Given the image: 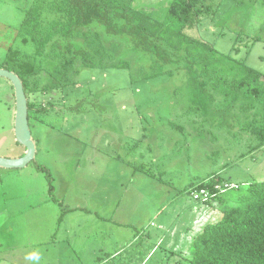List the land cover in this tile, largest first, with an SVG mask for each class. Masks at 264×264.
I'll use <instances>...</instances> for the list:
<instances>
[{
    "label": "rangeland",
    "instance_id": "1",
    "mask_svg": "<svg viewBox=\"0 0 264 264\" xmlns=\"http://www.w3.org/2000/svg\"><path fill=\"white\" fill-rule=\"evenodd\" d=\"M173 1L133 7L163 21ZM31 2L0 0V64L11 47L32 52L15 42ZM213 3L217 14L186 32L264 74V1ZM92 28L130 66L79 67L77 85L31 95L49 110L40 116L46 124L31 128L35 160L0 171V262L33 264L27 257L35 251L39 264H192L191 242L222 214L189 187L214 174L242 185L264 181V150L249 155L254 141L214 112L218 102H194L184 72L133 83L152 55L132 49L127 36ZM46 77L38 76L40 88ZM13 93L0 78V157L24 153L7 103Z\"/></svg>",
    "mask_w": 264,
    "mask_h": 264
},
{
    "label": "trees",
    "instance_id": "2",
    "mask_svg": "<svg viewBox=\"0 0 264 264\" xmlns=\"http://www.w3.org/2000/svg\"><path fill=\"white\" fill-rule=\"evenodd\" d=\"M218 9L213 0H174L160 21L134 8L133 0H32L15 42L32 45L33 50L9 48L0 67L21 78L30 127L46 124L40 116L49 109L30 101L31 95L77 85L79 67L130 66L126 59L117 60L115 52L103 44L102 35L93 31L98 24L108 35L127 36L132 49L152 55L148 71L131 74L133 83L184 72L193 85L194 102H218L214 112L224 120L229 117L251 137L254 144L249 155H253L264 150V74L186 32L214 17ZM76 40L83 43L77 45ZM42 73L47 77L40 88ZM136 170L150 174L144 167ZM50 184L54 192L52 177ZM201 188L212 193L205 203L222 217L204 225L191 242L187 259L192 264H264V181L242 185L214 174L188 190Z\"/></svg>",
    "mask_w": 264,
    "mask_h": 264
},
{
    "label": "water",
    "instance_id": "3",
    "mask_svg": "<svg viewBox=\"0 0 264 264\" xmlns=\"http://www.w3.org/2000/svg\"><path fill=\"white\" fill-rule=\"evenodd\" d=\"M0 78L8 80L14 88L16 102L14 136L16 142L25 148V153L21 157H0V168L8 170L26 168L35 160L37 154V145L29 123L28 98L23 82L16 73L0 68Z\"/></svg>",
    "mask_w": 264,
    "mask_h": 264
},
{
    "label": "built area",
    "instance_id": "4",
    "mask_svg": "<svg viewBox=\"0 0 264 264\" xmlns=\"http://www.w3.org/2000/svg\"><path fill=\"white\" fill-rule=\"evenodd\" d=\"M228 186H226L227 188ZM218 189L220 187H217ZM221 189V188H220ZM191 194L193 195V198L197 201H208L213 196L212 193L209 191V189L201 188V189H194Z\"/></svg>",
    "mask_w": 264,
    "mask_h": 264
},
{
    "label": "flooded vegetation",
    "instance_id": "5",
    "mask_svg": "<svg viewBox=\"0 0 264 264\" xmlns=\"http://www.w3.org/2000/svg\"><path fill=\"white\" fill-rule=\"evenodd\" d=\"M1 68V67H0ZM5 69V68H3ZM8 81V80H7ZM9 82V81H8ZM10 83V82H9ZM10 85L12 86V84L10 83ZM13 87V86H12ZM14 90V88H13ZM12 99V101L10 100ZM7 103H9V109H11L13 106H14V119H15V111H16V107H15V93H13V95H8V98H7Z\"/></svg>",
    "mask_w": 264,
    "mask_h": 264
},
{
    "label": "clouds",
    "instance_id": "6",
    "mask_svg": "<svg viewBox=\"0 0 264 264\" xmlns=\"http://www.w3.org/2000/svg\"><path fill=\"white\" fill-rule=\"evenodd\" d=\"M27 259L32 261L33 264H39L40 255L38 254V252L33 251L28 255Z\"/></svg>",
    "mask_w": 264,
    "mask_h": 264
},
{
    "label": "crops",
    "instance_id": "7",
    "mask_svg": "<svg viewBox=\"0 0 264 264\" xmlns=\"http://www.w3.org/2000/svg\"><path fill=\"white\" fill-rule=\"evenodd\" d=\"M13 129H14V128H13ZM24 153H25V148H24ZM24 153H23V154H24ZM23 154H22V155H23ZM22 155H21V156H22ZM21 156H17V157H21ZM13 158H16V157H13ZM28 166H29V165H28ZM28 166H27V167H28ZM22 169H26V168H22ZM22 169H20V170H22ZM13 170H19V169H13ZM0 171H2V172H6V171H12V170H8V169H2V168H0ZM2 172H1V173H2ZM208 223H209V222H208ZM152 225H153V224H152ZM149 256H150V255H149ZM149 256L147 257V259L149 258ZM0 264H3V263L0 262Z\"/></svg>",
    "mask_w": 264,
    "mask_h": 264
}]
</instances>
